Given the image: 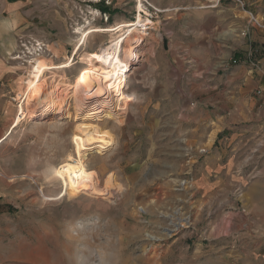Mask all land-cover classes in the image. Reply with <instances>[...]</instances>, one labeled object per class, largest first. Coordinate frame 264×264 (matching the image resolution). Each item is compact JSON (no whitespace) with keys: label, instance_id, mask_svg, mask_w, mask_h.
I'll return each mask as SVG.
<instances>
[{"label":"rangeland","instance_id":"374dc122","mask_svg":"<svg viewBox=\"0 0 264 264\" xmlns=\"http://www.w3.org/2000/svg\"><path fill=\"white\" fill-rule=\"evenodd\" d=\"M138 5L0 0V138L23 102L16 98L33 65L68 60L90 26L114 27L139 14L145 19L120 51L132 49L120 93L81 100L69 88L56 105H32L34 118L22 120L0 144V264H264V190L250 189L264 184L258 175L264 141L238 138L234 191L207 194L195 179L206 149L203 129L186 118L194 106L173 115L180 100L157 90L159 84L150 88L149 79L165 72L157 73L147 58L158 45L169 49L173 33L186 24L197 28L192 15L212 17L216 0H142V11ZM126 30L90 35L66 73H47L48 84L66 89L63 80H74L86 55ZM89 124L109 130L114 140L84 159L101 194H71L56 170L69 156L79 158L76 141L93 134L79 127Z\"/></svg>","mask_w":264,"mask_h":264},{"label":"crops","instance_id":"0c3cea01","mask_svg":"<svg viewBox=\"0 0 264 264\" xmlns=\"http://www.w3.org/2000/svg\"><path fill=\"white\" fill-rule=\"evenodd\" d=\"M243 1L244 8L232 0H216L212 17L207 18L205 12L192 15L197 28L191 23L175 34L172 31L171 47L158 45L154 57L147 58L157 73L165 72L149 79L150 88L159 84L157 90L166 88L168 98L180 100L171 114L180 111L185 115L187 105L195 103L190 107L193 115L186 118L205 133L202 148L206 153L195 179L207 194L234 191L236 155L242 143L236 142L238 138L252 137L255 145L264 141V0ZM246 30L243 36L241 32ZM252 60L258 65H252ZM4 67L0 57V79ZM259 158L258 175L264 178V152ZM250 189L263 191L264 184L256 182Z\"/></svg>","mask_w":264,"mask_h":264},{"label":"bare ground","instance_id":"6f19581e","mask_svg":"<svg viewBox=\"0 0 264 264\" xmlns=\"http://www.w3.org/2000/svg\"><path fill=\"white\" fill-rule=\"evenodd\" d=\"M143 6L142 0H139V11L144 9ZM144 22L145 19L143 18L142 14H139L136 20L125 22L114 27L103 28L99 26H90L81 32V44L80 46L76 47L74 53L69 56L68 60L61 63H55L51 59L47 58L42 59L41 61L39 60L40 62L38 64L33 65L29 76H26L22 79L16 98L21 102L23 100V102L19 105L15 118L14 120L12 119L13 122L10 123L11 125L8 127V129H6V133L0 138V144L8 137V135L13 132L16 127L19 126L22 120L34 118L36 114L34 113L35 110L32 108V105L40 106L41 104L43 105L49 101H51V103L53 102L54 104H57V102L61 100H66L65 96H67V90H69V88L73 89L74 95L76 96L75 98L81 100L109 97L114 95L113 93L115 89L116 92H119L120 89L126 85V71L128 70V64L131 57V52L127 50L131 48L127 49L126 51L124 50V56L120 55V51L122 50L124 43L129 45L133 42L134 38L137 36L136 34L139 33L138 27L144 25ZM125 28H127V30L124 34L119 35V37L116 39L113 38L114 40H110L107 46L101 49L100 52L86 55L84 61L82 60L86 66L81 68L74 80L68 84L64 82L65 80H63L62 85L66 86V89L60 90L59 84H48L49 82L46 78L47 73L54 74V71L57 70L61 71L62 73H66L65 70L75 64L76 56L90 35L105 32H110L113 35H116V33H120ZM79 31H81V29H79ZM65 76L66 75L62 77L68 80ZM116 98L117 96L115 97V100ZM64 102L65 101H63V103ZM79 129H83L87 132L90 130L93 134L86 138L82 137L86 134L82 135L76 141V148L79 158L75 159L73 156H69L67 159L68 161L62 164L56 170V174L60 176L61 179H63L66 192L68 191L71 194H79L82 191H92V193L101 194L99 193L97 186V175L87 169L84 159L86 158L87 152L89 150L96 149L98 152H102L111 146L114 143V140L109 130L98 128L94 124L85 126L82 125L81 128L79 127ZM110 178L111 175L109 176V179Z\"/></svg>","mask_w":264,"mask_h":264},{"label":"built area","instance_id":"2783aa9c","mask_svg":"<svg viewBox=\"0 0 264 264\" xmlns=\"http://www.w3.org/2000/svg\"><path fill=\"white\" fill-rule=\"evenodd\" d=\"M217 1H220V0H217ZM232 1L236 2L242 8L245 7V3H244L243 0H232ZM251 19H252V21H255V18L253 16L251 17ZM241 34L243 36L247 35V30L246 31H242ZM232 63L236 64L237 63V60L233 59L232 60ZM251 64L254 65V66H257L258 65V63L256 61H254V60L251 61ZM190 105L191 106H195V103L192 102Z\"/></svg>","mask_w":264,"mask_h":264}]
</instances>
